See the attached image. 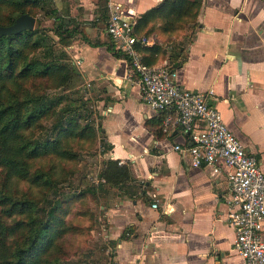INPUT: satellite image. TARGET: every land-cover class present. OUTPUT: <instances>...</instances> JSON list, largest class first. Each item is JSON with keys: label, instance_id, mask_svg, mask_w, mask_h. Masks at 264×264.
<instances>
[{"label": "crops", "instance_id": "1", "mask_svg": "<svg viewBox=\"0 0 264 264\" xmlns=\"http://www.w3.org/2000/svg\"><path fill=\"white\" fill-rule=\"evenodd\" d=\"M52 1L59 18L68 12V25H79L81 37L69 47L81 59L77 68L92 101L86 114L98 126L91 204L113 249L112 264H245L227 222L226 169L192 166L173 149L187 140L174 124L175 111H168L172 124L163 132L165 111L141 100L136 78L126 76L127 57L110 48L106 23L116 2L142 15L162 0ZM135 32L147 38L145 60L168 63L188 88L213 90L224 121L264 170V0H200L196 16L175 32L155 15ZM107 160L127 175L106 180Z\"/></svg>", "mask_w": 264, "mask_h": 264}, {"label": "trees", "instance_id": "2", "mask_svg": "<svg viewBox=\"0 0 264 264\" xmlns=\"http://www.w3.org/2000/svg\"><path fill=\"white\" fill-rule=\"evenodd\" d=\"M42 1L0 0V24L9 25L23 13L35 17ZM199 6L200 0H162L143 13L135 27L155 15L175 32L196 16ZM51 12L56 13L54 7ZM52 19L50 29L75 33L74 28L66 27L63 18ZM45 27L39 21L37 27L0 35V264H67L65 238L71 229L78 231L66 219L64 198L55 196L59 186L55 167L60 159L73 158L69 143L75 141L76 135L85 132V139L91 140L95 139V131L88 123L79 125L78 114L71 113L68 106L49 109L55 98L37 95L31 89L32 82L25 84L37 73L50 77L66 67L46 57L26 59L27 53L39 45L38 34ZM137 46L141 54L146 49L144 45ZM110 48L121 55L113 42ZM142 60L154 64L143 54ZM74 72L70 68L63 74L65 82ZM65 137L69 140L64 141ZM43 155L47 156L45 164H49L45 170L40 164ZM116 174L123 177L127 171L116 161H105L101 175L112 181ZM35 189L39 190L37 194ZM91 189L92 185L85 186V193Z\"/></svg>", "mask_w": 264, "mask_h": 264}, {"label": "built area", "instance_id": "3", "mask_svg": "<svg viewBox=\"0 0 264 264\" xmlns=\"http://www.w3.org/2000/svg\"><path fill=\"white\" fill-rule=\"evenodd\" d=\"M140 16L132 6L116 2L106 23L114 47L128 59L126 76L136 78L143 102L156 111H165L163 132H169L172 124L168 111H175L173 122L181 127L187 140L174 143L173 149L187 156L190 165L208 167L212 173L226 169L227 222L235 229L233 248L245 264H264V170L260 161L245 149L224 121L213 103L216 96L211 88H188L177 81L176 69L168 63L147 64L142 60L137 44H146L147 38L135 32ZM73 58L79 66L80 57ZM152 206L156 207L157 203Z\"/></svg>", "mask_w": 264, "mask_h": 264}, {"label": "rangeland", "instance_id": "4", "mask_svg": "<svg viewBox=\"0 0 264 264\" xmlns=\"http://www.w3.org/2000/svg\"><path fill=\"white\" fill-rule=\"evenodd\" d=\"M53 7H55L53 1H42V8L35 13L34 27H37L39 21L49 25V21H53L52 17L58 16L57 13L51 12ZM70 19L67 12L63 22L68 29L74 28L75 32H78V24L72 25V27L68 25L71 24ZM76 34L78 33L69 35L63 30L57 32L49 27L43 28L38 34L39 45L27 53L26 59L34 57L40 60L46 57V60H55L57 63L66 65V67L63 71L54 73L50 77L37 73L31 77V81L29 80L25 84L29 85L32 82L31 89L37 95L55 98L49 109L68 106L71 108V113L74 111L78 114L79 125H84L85 123L90 124L92 114L87 115L85 110H92V101L91 98H88L89 93L85 91V78L77 68L72 54H70L73 51L69 47L70 44L73 40L81 37V35ZM45 54L48 55L45 56ZM70 68L74 69L75 72L65 82L63 74L67 73ZM45 122L47 125L50 123L48 120ZM92 126L95 131V139H85V132L76 135L75 141L69 143L70 149L74 153L73 158L60 159L55 167L56 174L54 177L58 179L57 185H59L58 193L55 196L64 198L62 206H65L66 219L71 226H77L78 229L75 232L72 229L68 231L65 238L68 245V248H64L68 259L67 264H112L113 249L108 247L107 240L101 234L97 207L91 204V198L95 196L94 189L85 193V186H91L93 181H97L99 170V166L97 164L95 166V161L97 162L99 158V132L97 125L92 123ZM63 140L68 141L69 138L65 137ZM41 157V168L45 170L49 166V164H45L47 160L44 157L47 156ZM38 164L35 163L40 168ZM12 190L14 191V188ZM35 191L37 194L39 190L35 189ZM79 191H83V193L74 194ZM63 194L67 197H62Z\"/></svg>", "mask_w": 264, "mask_h": 264}, {"label": "water", "instance_id": "5", "mask_svg": "<svg viewBox=\"0 0 264 264\" xmlns=\"http://www.w3.org/2000/svg\"><path fill=\"white\" fill-rule=\"evenodd\" d=\"M35 23V17L28 14L23 13L16 17L13 23L9 25H1L0 24V35L3 34H14L18 33L27 28H33Z\"/></svg>", "mask_w": 264, "mask_h": 264}]
</instances>
